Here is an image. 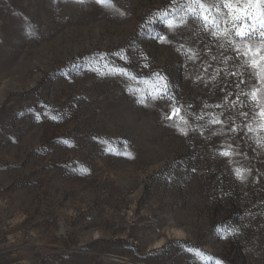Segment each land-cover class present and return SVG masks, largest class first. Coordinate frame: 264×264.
<instances>
[{"label":"rangeland","instance_id":"1","mask_svg":"<svg viewBox=\"0 0 264 264\" xmlns=\"http://www.w3.org/2000/svg\"><path fill=\"white\" fill-rule=\"evenodd\" d=\"M188 3L0 0V264H264V85Z\"/></svg>","mask_w":264,"mask_h":264},{"label":"snow or ice","instance_id":"2","mask_svg":"<svg viewBox=\"0 0 264 264\" xmlns=\"http://www.w3.org/2000/svg\"><path fill=\"white\" fill-rule=\"evenodd\" d=\"M104 0H97V3H103ZM176 3V0H173ZM195 5V7H193ZM224 9L229 11L225 13ZM186 10L192 15L193 19L200 21L206 30H209L213 36L218 37L217 30L220 35H234L238 38L237 46L233 49L237 56L243 55L254 71L249 76L257 78V81L264 85V63L257 64V60L264 61V0H189L186 5ZM168 13H162L160 19L167 17ZM166 26L172 30L174 28L171 20L166 22ZM223 26V27H222ZM160 40H165L166 37H159ZM256 41V45L252 44ZM252 54L249 57V54ZM260 53L259 56L256 54ZM236 75V73H232ZM245 83L240 80L239 84ZM237 84V87H239ZM251 99L258 105H261L260 111L256 113L257 116L264 118V104L262 100L264 97L259 95L261 89L254 84L251 86ZM167 88L164 78L161 77V85L158 91L165 94ZM180 110L174 109L169 115L168 119H173L178 115ZM248 116V113H242ZM219 123L220 121H216ZM252 129L249 127V131ZM229 148L231 146H228ZM232 153L226 149L221 153L223 156H229ZM238 176L242 178V174L238 171Z\"/></svg>","mask_w":264,"mask_h":264}]
</instances>
